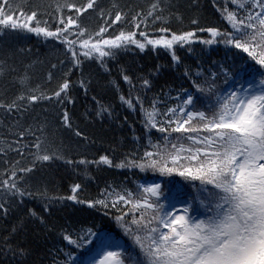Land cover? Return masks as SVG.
<instances>
[{
	"label": "snow or ice",
	"instance_id": "snow-or-ice-1",
	"mask_svg": "<svg viewBox=\"0 0 264 264\" xmlns=\"http://www.w3.org/2000/svg\"><path fill=\"white\" fill-rule=\"evenodd\" d=\"M213 5H217V0H213ZM88 10H99L102 19L107 16L104 26L96 32H88L80 23ZM216 10L226 21L224 31L214 26L202 27L193 19L191 23L197 25L196 31L172 32L169 38L170 28L162 26L159 32L165 35L150 38L149 24L164 22V8L160 0H155L146 13L140 11L131 16L130 22L138 33L121 30L114 38L106 39L104 35L109 27L116 22H129V18L128 14L116 11L112 19V12L105 13L97 0H86L81 5L71 0L57 2L49 19H41L47 13H41L39 6L25 11L22 6L14 5L13 0H0V37L27 32L59 41L72 68L80 67L82 57L98 59L100 66L105 67V57L114 58L129 45L141 51L148 46L171 50V60L179 67L175 48L185 45L191 48L197 32L210 35V39L200 41L205 45L223 43L246 54H237L241 63L235 71L220 66V71L209 72L201 79L202 72L193 75L186 69L184 76L191 81L195 92L182 89L175 98V106L164 111L155 102L148 111L136 97L148 137L145 150L142 155L134 150L115 165L106 155L97 163L158 174L164 178L160 182L144 179L135 190L109 186L102 193L103 198L94 201L80 199L81 185L75 184L72 195L50 198L87 203L89 208L103 210L105 215L112 212L116 224L131 242L121 244L91 229L85 235L77 233L75 238L70 232L61 233L62 241H67L65 247L77 249L85 243L92 244L91 237H96V244L89 249L87 264H264V0H224ZM122 76L132 84V78L123 70ZM221 76L227 89L217 87L216 81ZM140 79L144 88L151 87L149 79ZM80 87L86 89L85 81H80ZM70 89V81L64 79L51 96L22 93L10 102L0 101V109L12 115L27 112L29 105L41 100L51 102L55 98L60 104L72 103ZM120 101L135 110L132 99L121 95ZM197 104L203 110L197 109ZM105 111L108 110L101 107L97 115ZM63 122L71 127L67 111L63 113ZM152 130L160 134L156 142L152 140ZM15 136L17 147L9 145L3 150L5 156L9 149L23 156L22 148L30 147L35 149L31 153L33 167L57 158L55 153L50 154L42 147L43 141L31 128H21ZM28 136L35 137L30 146L23 143ZM4 163L0 189L10 193L12 201L19 196L23 203L26 194L32 195L22 184L33 167H18L20 161L5 160ZM177 176L186 185L177 182L174 179ZM185 186L193 189L188 199L182 198ZM11 208L8 200L0 202V216L6 217ZM30 215L36 216V213ZM12 251L15 255L16 250ZM61 253L63 258L57 260L54 256L52 264H83L72 250L64 252L57 248L56 255ZM19 255H26L23 249Z\"/></svg>",
	"mask_w": 264,
	"mask_h": 264
},
{
	"label": "trees",
	"instance_id": "trees-1",
	"mask_svg": "<svg viewBox=\"0 0 264 264\" xmlns=\"http://www.w3.org/2000/svg\"><path fill=\"white\" fill-rule=\"evenodd\" d=\"M57 2L63 0H13L14 5L22 6L25 11L35 10L39 6L41 13H47L41 19H49ZM71 2L81 5L86 0ZM153 2L155 0H97L105 13L112 12V19L116 11L128 14L129 18V22L120 21L109 27L104 38H114L121 30L135 31L130 22L131 16L140 11L146 13ZM160 2L164 8V22L149 24V36L160 35L159 28L162 26L170 28L167 35L196 31L197 25L191 23L193 19L198 20L202 27L214 26L222 31L227 28L226 21L216 10L224 0H217L216 6L213 0ZM229 9L232 10L231 5ZM106 19L107 16L103 19L100 17L99 10H88L81 16L80 23L88 32H96L104 26ZM210 38L206 32H197L191 48L188 45L176 47L179 67L171 60V50L147 47L141 51L129 45L114 58H104L105 67L100 66L98 59L82 57L80 67L72 68L69 57L65 55V47L59 41L27 32L0 37V101L10 102L22 93L51 96L64 79L70 81L69 95L72 100V103L64 104L57 103L55 98L51 102L41 100L29 105L27 112L12 115L0 109V174L5 171V160L10 163L20 161L18 167H33L31 153L35 152L34 148H22L23 156L10 149L6 156L3 154L9 145L17 147L15 133L21 128H31L35 136L43 141L42 147L57 157L35 164L33 171L24 176L22 187L32 195L26 194L23 203L19 196L12 201L11 194H5L0 189V202L8 200L12 204L8 215L0 216V264H52L54 256L57 260L63 258L62 253L56 255L57 248L64 252L72 250L74 257L86 264L91 255L89 249L96 244V237H91L92 244L85 243L83 248L77 249L75 246L65 247L67 241L61 239L64 232L72 233L75 238L77 233L85 235L91 229L98 235L121 240L125 245L131 243L116 224L112 212L105 215L103 210L89 208L87 203L50 198H66L72 195V187L80 184L79 198L94 201L103 198L102 193L109 186L117 190L125 187L135 190L136 185L144 179L157 182L164 179L151 172L145 174L138 169H122L97 162L106 155L115 165L134 150L142 155L148 137L143 127L144 115L140 105L135 102L136 97L140 98L144 109L151 111L155 102L159 110L164 111L166 107L175 106V98L182 89L195 92L191 81L184 76L186 69H190L193 75L197 71L202 72L201 79L207 77L209 72L220 71V66L229 71L239 69V50L223 43L205 45L200 42ZM239 55L246 56L244 53ZM122 70L132 78L131 85L123 80ZM141 77L151 81L150 88L142 86ZM81 80L85 81L86 89L80 87ZM216 83L220 89L228 87L223 83V76ZM121 95L132 99L135 110L121 103ZM101 107L108 111L97 115ZM197 109L203 110L200 104H197ZM64 111L71 118V127L64 125ZM77 132L81 135L77 136ZM159 136L158 132L152 130L153 142ZM34 142L33 136L23 141L29 146ZM80 161L88 163L81 164ZM174 179L186 185L182 178L177 176ZM190 194H193V189L185 186L182 198L188 199ZM31 212H35L36 216H31ZM12 249L16 250L15 255ZM20 249L26 255H19Z\"/></svg>",
	"mask_w": 264,
	"mask_h": 264
},
{
	"label": "rangeland",
	"instance_id": "rangeland-1",
	"mask_svg": "<svg viewBox=\"0 0 264 264\" xmlns=\"http://www.w3.org/2000/svg\"><path fill=\"white\" fill-rule=\"evenodd\" d=\"M135 31H137V33H138V29H135ZM161 35H165L164 33H161L160 35H153V36H149L150 38H158L159 36H161ZM40 37H42V36H40ZM168 37L170 38V35H168ZM44 38V37H43ZM137 39H140V37L137 35ZM132 46H135V45H132ZM148 47H151V46H148ZM152 48V47H151ZM157 48H159V47H157ZM154 49H156V48H154ZM105 58H107V57H105ZM178 207H179V205H178ZM116 241H119L121 244H124L123 243V241H121V240H116ZM97 259H99V257H97ZM87 264V263H86Z\"/></svg>",
	"mask_w": 264,
	"mask_h": 264
}]
</instances>
